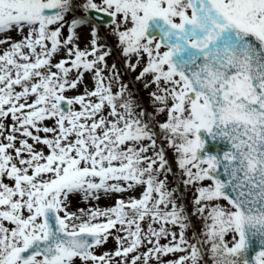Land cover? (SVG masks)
<instances>
[{
	"label": "snow or ice",
	"instance_id": "6c2138e0",
	"mask_svg": "<svg viewBox=\"0 0 264 264\" xmlns=\"http://www.w3.org/2000/svg\"><path fill=\"white\" fill-rule=\"evenodd\" d=\"M0 264H264V0H0Z\"/></svg>",
	"mask_w": 264,
	"mask_h": 264
},
{
	"label": "water",
	"instance_id": "95a60500",
	"mask_svg": "<svg viewBox=\"0 0 264 264\" xmlns=\"http://www.w3.org/2000/svg\"><path fill=\"white\" fill-rule=\"evenodd\" d=\"M202 137L205 139L204 151L208 152L209 154H217L227 150L228 145L226 142L213 141L211 136H209L207 133H202Z\"/></svg>",
	"mask_w": 264,
	"mask_h": 264
},
{
	"label": "rangeland",
	"instance_id": "374dc122",
	"mask_svg": "<svg viewBox=\"0 0 264 264\" xmlns=\"http://www.w3.org/2000/svg\"><path fill=\"white\" fill-rule=\"evenodd\" d=\"M100 203H101V206H104L106 203H109V202H108V201H103V200H102ZM81 206H83V205H81ZM112 246H113V244L110 242V243L108 244V247L111 248Z\"/></svg>",
	"mask_w": 264,
	"mask_h": 264
}]
</instances>
